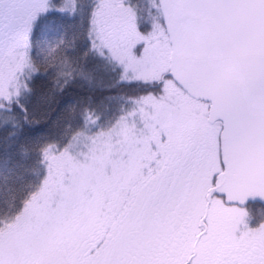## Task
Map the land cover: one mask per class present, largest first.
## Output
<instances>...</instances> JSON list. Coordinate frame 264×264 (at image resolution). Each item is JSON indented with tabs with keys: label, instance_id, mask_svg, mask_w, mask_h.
<instances>
[{
	"label": "snow or ice",
	"instance_id": "1",
	"mask_svg": "<svg viewBox=\"0 0 264 264\" xmlns=\"http://www.w3.org/2000/svg\"><path fill=\"white\" fill-rule=\"evenodd\" d=\"M0 264H264V0H0Z\"/></svg>",
	"mask_w": 264,
	"mask_h": 264
}]
</instances>
